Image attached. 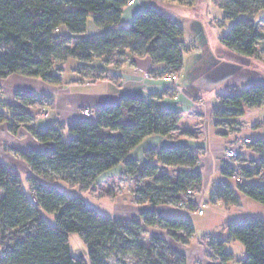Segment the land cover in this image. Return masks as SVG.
I'll return each mask as SVG.
<instances>
[{
    "label": "trees",
    "instance_id": "obj_1",
    "mask_svg": "<svg viewBox=\"0 0 264 264\" xmlns=\"http://www.w3.org/2000/svg\"><path fill=\"white\" fill-rule=\"evenodd\" d=\"M130 2L0 0V82L20 75L61 87L69 60L79 63L75 72L89 82L111 79L108 67H120L137 58H150L167 74L180 75L188 52L183 27L150 8L136 15L129 29H118ZM215 2L225 18L233 21L221 43L243 57L259 58L262 35L255 17L264 11V0ZM90 17L105 33L76 38L87 31ZM61 27L72 35L56 37ZM96 60L101 67L93 65ZM194 91L190 88L186 92L195 94ZM167 95L126 98L119 105L97 108L92 119L68 125L56 123L44 129L34 125L35 119L27 109L52 108V97L18 92L15 105L0 106V126L8 124L12 134L25 127L39 143L52 146L46 152L18 153L31 171L27 177L31 198L21 174L0 157V264H88L83 257L72 255V234L84 240L91 264H128L125 260L129 258L136 264H187L185 255L165 240L148 236V232L164 231L183 246H189L197 237L186 216H164L154 208H183L185 203L184 209L198 212V203L187 194L203 189L204 150L179 144L149 149L146 164L129 159L147 138L172 139L180 131L182 113L161 105ZM217 99L220 107L213 111V117L217 128H221L226 118H243L245 107H263L264 86L232 90ZM66 133L71 135L69 140L64 139ZM247 147L260 155V161L254 166L226 165L221 174L234 179L237 188L219 182L212 192V202L239 206L241 197L246 196L264 206V139L250 141ZM119 167L136 186L135 203L151 208L141 213L140 221L102 216L82 198L69 196L54 186L64 182L88 192L104 175ZM254 179L257 184L248 183ZM43 212L55 216V225L44 218ZM225 230V238L201 239L208 246L205 255L209 253L216 259L214 264H264L263 219L228 222ZM232 242L245 246V259L236 260L227 251Z\"/></svg>",
    "mask_w": 264,
    "mask_h": 264
},
{
    "label": "crops",
    "instance_id": "obj_2",
    "mask_svg": "<svg viewBox=\"0 0 264 264\" xmlns=\"http://www.w3.org/2000/svg\"><path fill=\"white\" fill-rule=\"evenodd\" d=\"M212 1L216 9L221 10L216 4V0ZM199 2L200 0H135L134 4L129 5L124 10L121 23L131 26L136 15L150 8H156L166 14L163 8L169 6L189 8L196 6ZM171 18L175 20L174 17ZM206 35L208 36V34ZM261 35L264 38L262 33ZM205 47L208 48L211 54L205 56L204 59H209L210 57L212 63L214 57L220 60L216 67L221 68L225 65L227 70L223 74L225 73L224 75H227V77L230 76L231 79L237 77L243 83H254L252 86H264V82H257V79L251 77L248 69H251V64H254L255 68L264 72V45H261V43L258 46L259 58H246L229 50L221 43V38L219 39L218 37H216L214 43L208 38V40H204V43L191 42L190 44V48L194 52H197V54ZM188 62L189 56L186 55L184 71L181 73L180 79L175 86L168 79V74L165 72L163 66L155 65L150 58L133 59L132 61L125 62L120 67L110 66L106 72L111 79H102L96 82H89L86 78L82 80V76L75 72L79 63L75 60H69L66 63L69 77L66 78L64 76L65 84L61 87L51 86L39 79L26 78L20 75H12L2 80L0 82L2 87L0 106L4 104H16L15 95L18 92L52 97L54 100L52 108L46 107L38 111L33 108L27 109V112L32 116L37 115L34 125L39 129H44L56 123L68 125L88 120L82 113L84 109L95 111L102 106L119 105L126 98L148 99L151 96L168 93L161 100V105L166 110L182 113L183 119L180 123L178 136L184 139V141L186 140L185 138L190 139V141H187L189 144L184 142L185 145L193 149L204 150V156L201 160L203 191L212 186L213 192L215 186L221 182L215 178L222 173L224 167L223 153L225 149L234 143V139L253 141L254 139L241 137L246 128L253 129L256 132L264 130V106L252 109L255 111L254 114L258 115L257 119L252 124H249L248 127L243 125L240 130L238 129L236 138L231 135L225 136L224 133L222 134L216 128V119L213 117V111L220 107L217 96L221 94L212 93L209 95L207 92V87L211 83L205 79V70L201 69L204 68V65L199 66L196 79L188 78L186 70ZM190 88L195 90V94H188L186 92ZM27 131L25 128H21L17 134H12L9 131L8 124L0 126V157L5 163L14 167L21 175L28 177L31 171L24 161L18 160V153L28 151L46 152L52 146L39 143ZM172 139L158 136L147 138L131 153L129 159L139 161L140 164H146L145 154L149 149L160 150L179 145ZM241 155L250 166H254L260 161V155L250 151L246 146L242 149ZM123 172V168L119 167L104 176H108L109 178L116 174L122 175ZM201 201L203 202V196L198 195L195 198V202L201 204ZM242 202L241 198V204ZM141 213L142 211H140L137 219L133 218L129 221H140ZM151 232V236L165 240L176 252L185 255L187 264H211L205 260V248L201 239L196 237L189 246H183L174 241L164 231L151 229Z\"/></svg>",
    "mask_w": 264,
    "mask_h": 264
},
{
    "label": "rangeland",
    "instance_id": "obj_3",
    "mask_svg": "<svg viewBox=\"0 0 264 264\" xmlns=\"http://www.w3.org/2000/svg\"><path fill=\"white\" fill-rule=\"evenodd\" d=\"M163 10L169 16L174 17L175 21L178 24H180L185 30L183 41L186 44V48L188 50L186 55L189 56V62L186 68L188 78L196 79L198 76L197 71L199 69V66L204 65V68L201 69L205 70L204 71L206 76L205 79L211 83V85L207 87L208 88L207 92L209 93V95L212 93L226 94L232 90H237L241 92L251 87L252 84H254L247 82L243 83V81L238 80L237 77L231 79L230 76L229 78L227 77V75H224L227 70L226 66L224 65L221 68L216 67L220 62V60H217L214 57L212 63L210 61L211 60L210 57L209 59H204L205 56L211 54L208 51L207 47L203 48L201 52H198V54L197 52H194L192 48H190L191 42L204 43V40H208V38L212 40V42L214 43L216 37H218L219 39L222 38L224 35H226L229 32L230 28L232 27L233 21L227 20L225 18L224 12L222 10L216 9L212 0H200V2L194 7L186 8V7L169 6L163 8ZM263 16H264V11L260 12L255 17V20L259 21V32L260 34L262 33L264 35V18H262ZM104 33H105L104 29L97 27L94 23L93 18L90 17L88 19L87 31L84 34L79 36L77 35L75 37L76 38L98 37L103 35ZM206 34H208V36ZM71 35L72 34L66 27H61L55 34V36L58 38L69 37ZM260 41L261 42H259V45L260 43L261 45H264V38H261ZM251 63H255V62H251ZM93 65L97 67V66H101L102 64L100 61L96 60ZM251 65H252L251 69L248 68L249 72L251 73V77L257 79L258 80L257 82H264V72H262L258 68H255L253 66L254 64ZM64 71H65V77L68 78L69 72L67 65L64 66ZM223 72L225 73L223 74ZM169 75L171 74H168L167 76ZM176 75H178L180 79L181 74L180 75L176 74ZM171 83L176 86L178 82L177 83L171 82ZM34 109L36 111L42 110L38 108H34ZM89 110L92 111V109ZM85 111L86 109H84L82 113L85 114ZM93 112L94 111H92V113ZM254 113H255L254 110L245 107V115L243 117L244 119L239 118L234 120L233 118H226L221 128L218 129L222 132V134L224 133L225 136L231 135V136H235L236 138V133H238V129L240 130L243 127V125L245 127H248L249 124H252L253 121L257 119L256 117L258 115ZM36 117L37 115L33 116L34 119ZM235 123H237L238 125ZM235 127H237L238 129ZM27 132L29 133V131ZM70 137L71 135L66 133L64 139L69 140ZM241 137L250 138L254 140H257V138H264V130L256 132L253 129L246 128L244 129V132L242 133ZM173 138L174 140L173 139L172 140L178 144H185L188 143L187 141H190L189 138H185L186 140L184 141V139L178 136V133H176L173 136ZM236 140L237 139L233 140L234 141L233 144L239 143L240 145H242V149L245 148V146L247 147L248 144H246V140L245 141H239V140L236 141ZM18 160H21L19 156H18ZM245 162L246 161L244 160L241 154L238 157V159L233 161L234 165L236 166L238 165L250 166L247 162L246 163ZM21 176L24 182V189L28 197L31 198V191L27 181V176L25 175H21ZM215 179H217V181L225 182L234 189L237 188V182L232 178H228L224 176L223 174H219ZM248 183L257 184L258 181L257 179H254L248 181ZM54 186L55 188L66 193L69 196H77L82 198L83 201L86 203V205L94 209L98 214L114 219H122V220H132L133 218L137 219L140 211L144 212L147 210H151V208L149 207H141L134 204L136 186L130 178L124 175V172L122 173V175L116 174L109 178L108 176H104L94 185V188H92L88 192L81 191L79 187L72 188L64 182H57L54 184ZM198 195L203 196V202L201 201V204L205 205V207L203 208L202 216H199L197 211L191 212L184 208L170 209V208L158 207V208H154V210L160 214H163L164 216H174V215L186 216L192 222L196 230V236L199 239L205 237L225 238L227 236V231L225 230V224L228 222L247 221L254 218H259L264 220V206L246 196L241 197L243 202L239 206L227 207L224 206L221 202L214 203L211 201L212 186L206 188L204 191L202 189L201 193H198ZM198 205L200 208V204ZM42 214L50 224L55 225V216L47 214L45 212H43ZM151 235L152 232L151 230H149L148 236ZM70 247L73 256L83 257L88 264H91L88 255V248L84 240L80 236L76 234H72L70 236ZM207 247L208 246L204 243V248L207 249ZM227 251L233 253L236 260L239 261L245 259L247 256L246 248L240 242L230 243L227 246ZM205 260H207L211 264L216 263V259L212 258L209 253L205 255ZM125 261L128 264L137 263L135 261H132L130 258L126 259ZM229 264H240V263L234 261V262H230Z\"/></svg>",
    "mask_w": 264,
    "mask_h": 264
},
{
    "label": "built area",
    "instance_id": "obj_4",
    "mask_svg": "<svg viewBox=\"0 0 264 264\" xmlns=\"http://www.w3.org/2000/svg\"><path fill=\"white\" fill-rule=\"evenodd\" d=\"M135 0H131L130 5L134 4ZM168 79L173 82V83H177L179 80V76L176 74H171L168 76ZM88 119H92L94 118V112L92 113V111H90L89 109H86L85 114H84ZM174 140V138H173ZM250 141L246 140V144H249ZM241 150H242V145H240L239 143L236 144H232L229 147H227L223 153V157H224V167L226 165H232L233 161H235L236 159H238V157L241 154ZM223 167V169H224ZM201 193V192H200ZM190 197H194V199L198 196V193H194V192H188L187 194ZM205 207L204 204H200V209L198 210V215L202 216L203 215V208ZM183 208H185V203L183 204Z\"/></svg>",
    "mask_w": 264,
    "mask_h": 264
},
{
    "label": "water",
    "instance_id": "obj_5",
    "mask_svg": "<svg viewBox=\"0 0 264 264\" xmlns=\"http://www.w3.org/2000/svg\"><path fill=\"white\" fill-rule=\"evenodd\" d=\"M129 28L130 26L124 25L122 23L118 26V29H129Z\"/></svg>",
    "mask_w": 264,
    "mask_h": 264
}]
</instances>
